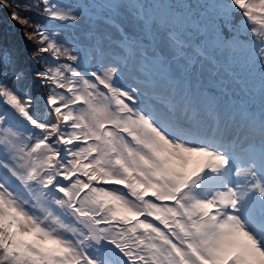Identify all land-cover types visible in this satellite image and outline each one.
Returning <instances> with one entry per match:
<instances>
[{"label":"snow or ice","instance_id":"snow-or-ice-1","mask_svg":"<svg viewBox=\"0 0 264 264\" xmlns=\"http://www.w3.org/2000/svg\"><path fill=\"white\" fill-rule=\"evenodd\" d=\"M0 264H264V0H0Z\"/></svg>","mask_w":264,"mask_h":264},{"label":"trees","instance_id":"trees-1","mask_svg":"<svg viewBox=\"0 0 264 264\" xmlns=\"http://www.w3.org/2000/svg\"><path fill=\"white\" fill-rule=\"evenodd\" d=\"M17 31H19V28H17Z\"/></svg>","mask_w":264,"mask_h":264}]
</instances>
